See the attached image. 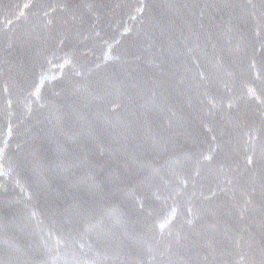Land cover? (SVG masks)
Returning a JSON list of instances; mask_svg holds the SVG:
<instances>
[{
  "label": "water",
  "instance_id": "95a60500",
  "mask_svg": "<svg viewBox=\"0 0 264 264\" xmlns=\"http://www.w3.org/2000/svg\"><path fill=\"white\" fill-rule=\"evenodd\" d=\"M0 264H264V0H0Z\"/></svg>",
  "mask_w": 264,
  "mask_h": 264
}]
</instances>
